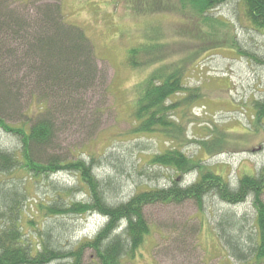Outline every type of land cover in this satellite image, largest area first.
<instances>
[{"label": "trees", "instance_id": "16d2710c", "mask_svg": "<svg viewBox=\"0 0 264 264\" xmlns=\"http://www.w3.org/2000/svg\"><path fill=\"white\" fill-rule=\"evenodd\" d=\"M172 1L133 0L130 8L141 14H158L170 10L187 13L189 7L204 16L230 0ZM238 1L243 4L246 21L264 32V0ZM165 43L158 42L150 51L132 48L126 55L127 64L140 67L163 59ZM143 53L147 59L142 58ZM186 72L183 63L170 71L165 66L156 68L138 85L134 132L180 139L184 130L173 114L200 97L199 88L186 86ZM111 96L107 72L85 31L65 21L62 0H0V129L16 138L19 146L10 150L0 145V175L17 173L10 185L5 179L0 181V264H132L125 258L134 260L151 232L147 207L192 201L203 212L210 195L232 205L252 198L255 241L242 242V228H238L239 235H231L236 220L229 217L219 223L220 237L229 257L242 264H264V168L256 175L239 177L236 186L212 172L187 185L182 177L200 167L201 161L173 147L155 155L150 164L176 169L181 178L162 188L135 192L126 201L111 202L107 193L111 191L114 200L120 184L111 175L97 176L94 156L89 155L88 160L75 156V148L70 154L60 152L62 131L78 128L77 132L91 134L102 125L111 108L107 101ZM179 96L183 98L177 100ZM256 110L259 120L264 116V103ZM214 142L209 153L221 145V140ZM20 172L33 180L70 173L83 188L85 198L70 200L63 196L64 188L53 184L54 194L36 202L37 214L55 218L97 213L106 219L105 225L92 239L67 245L60 241L61 233L57 241L50 229L25 232L23 207L28 194L21 187ZM26 221L36 224L34 217ZM177 243L185 249V242ZM182 264L192 263L185 259Z\"/></svg>", "mask_w": 264, "mask_h": 264}, {"label": "rangeland", "instance_id": "374dc122", "mask_svg": "<svg viewBox=\"0 0 264 264\" xmlns=\"http://www.w3.org/2000/svg\"><path fill=\"white\" fill-rule=\"evenodd\" d=\"M132 1L62 0L65 21L85 31L100 66L108 74L112 96L107 98L111 108L94 133L77 132L78 128L62 131L60 152L70 154L69 150L75 148V156L87 160L89 155L94 156L97 176L111 175L120 184L114 200L108 191L111 202L126 201L135 192L162 188L181 178L176 169L150 164L155 155L173 147L201 161L200 167L182 177L187 185L207 172L223 175L232 186L237 185L239 177L258 174L264 168V116L258 120L256 110L264 103V32L256 31L246 21L243 4L238 0L227 1L204 16L196 15L189 7L187 13L170 10L141 14L130 8ZM160 41L166 42L163 63L156 60L140 67L127 64L129 50L140 47L150 51ZM181 63L187 67L186 86L200 89L194 103L173 114L185 132L180 139L134 132L138 85L152 70L165 66L170 71ZM215 140H221V145L209 153ZM0 145L10 150L19 148L17 139L1 129ZM14 175L17 173L0 175V181L5 179L10 185ZM18 176L23 178L21 187L28 194L23 207L25 232L50 229L57 241L61 233L60 241L67 245L92 239L105 225L106 219L97 213L55 218L36 213V202H44L54 194L53 184L64 188L62 194L70 200L85 198L73 174L38 180L29 179L24 172ZM146 216L151 232L135 259L126 257V262L182 264L186 259L192 264H242L229 257L223 247L219 223L225 217L236 220L231 235H239L238 228H242V242L250 244L257 237L251 197L232 205L210 195L203 212L192 201L157 204L146 208ZM32 217L35 225L26 221ZM177 242H185L187 247L180 248Z\"/></svg>", "mask_w": 264, "mask_h": 264}, {"label": "bare ground", "instance_id": "6f19581e", "mask_svg": "<svg viewBox=\"0 0 264 264\" xmlns=\"http://www.w3.org/2000/svg\"><path fill=\"white\" fill-rule=\"evenodd\" d=\"M68 146V145H67ZM120 224V223H119Z\"/></svg>", "mask_w": 264, "mask_h": 264}]
</instances>
